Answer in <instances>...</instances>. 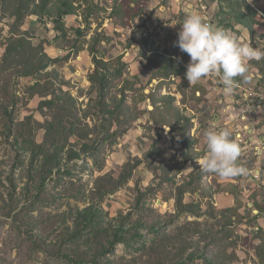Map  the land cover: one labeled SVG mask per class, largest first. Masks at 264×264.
I'll use <instances>...</instances> for the list:
<instances>
[{"label": "rangeland", "instance_id": "374dc122", "mask_svg": "<svg viewBox=\"0 0 264 264\" xmlns=\"http://www.w3.org/2000/svg\"><path fill=\"white\" fill-rule=\"evenodd\" d=\"M252 1L250 4L263 14L264 0ZM119 2L98 0L96 6L93 0H76L80 10L77 16L67 19L69 33L65 38L58 37L48 18L41 21L36 16L27 17L21 30L28 32L34 47L44 48L46 43H51L48 49L62 50L47 49L45 54L58 63L30 77L18 76L16 68L2 70V58L15 21L8 14L0 13V264H80L68 245L61 242L67 228H73L75 211L91 204L101 207L109 220L131 212L126 222L128 228L138 223L143 226H139L142 237L118 245L114 254L98 258L101 262L209 264L208 261L215 260L217 264H259L257 248L264 247V185L262 177L255 179L251 171L258 169L257 145H240L238 164L246 170L244 174L224 179L200 170L197 160L207 152L204 133L215 119L212 117H221L222 105H216L213 98L204 97L198 102L201 94L196 91L200 88V92H205V87L213 83L209 80L190 86L187 81L185 57H179L175 46L178 34H163V20L153 16L164 5V0H151L147 18H137L127 28H119L120 21L113 17ZM199 10L212 20L206 6H200ZM148 22L154 26L153 31L146 25ZM255 30L259 36L264 35L263 26ZM98 33L108 38L102 45L106 60L123 55L130 74L138 77L136 91L129 95L128 103L136 107L134 112L140 117L130 131L116 141L97 146L102 171L88 157L89 167L84 161L72 163L68 171L54 176L42 188L40 177L29 172L28 158L16 148L32 141L43 144L46 140L44 125L46 116L51 113L42 109L41 104L52 99L58 89L53 86L52 71L67 82L64 91L70 88L72 96L79 98L77 114L83 117L90 98L88 74L94 68L89 46ZM241 33L231 34L241 44L250 45V35L246 40ZM168 48H172V53ZM152 50L174 55L184 73L165 79L157 66L146 67L145 56ZM253 61L256 60L248 64L249 74L257 71ZM18 68L24 70L23 65ZM249 83L241 82V88H237L232 97L240 100L236 93L245 95ZM258 85L260 93L264 94V82ZM115 86L111 93L119 97L122 82L116 81ZM163 96L175 99L172 107L160 101ZM248 103L234 105L245 110L248 105L250 109L258 107L256 101ZM210 105L213 114L207 109ZM203 110L206 114H202ZM232 112V116L229 112L227 117L236 121L237 113ZM91 113L95 121L88 120V123L99 124L97 112L92 110ZM249 113H254L257 120V111L248 110L246 115ZM184 118L190 120L186 141L193 145L188 150L178 135L186 125ZM221 120L219 126L228 129L225 118ZM130 159H138L143 164L123 187L111 192L116 183L109 177L100 178L110 176L119 180ZM194 171L199 179L191 177ZM181 197L184 209L179 213L176 202ZM187 206L200 215L190 213ZM151 226H158L160 232H150ZM98 247L96 242L95 248ZM68 255L73 259L66 258Z\"/></svg>", "mask_w": 264, "mask_h": 264}, {"label": "trees", "instance_id": "16d2710c", "mask_svg": "<svg viewBox=\"0 0 264 264\" xmlns=\"http://www.w3.org/2000/svg\"><path fill=\"white\" fill-rule=\"evenodd\" d=\"M150 1L120 0L113 16L120 21L119 28H127L133 20L145 15ZM200 1L212 14L211 26L213 28L225 29L232 34L239 35L241 32L235 28L242 26L249 32L250 45L264 51V35L259 36L255 30V27L259 25L264 28V13H259L258 8L250 4V0ZM93 3L98 6V0H93ZM0 8V13L8 14L15 21L11 38L5 47L2 58V70L16 68L17 75L21 77L34 76L58 63V60H52L45 54L51 43H46L44 48L43 46L34 47L31 44L28 32L21 30L25 19L30 16H36L41 21L48 18L58 37L65 38L69 33L66 25L67 19L71 16H77L80 10L76 0H0ZM76 33L83 36L81 31ZM105 41L107 42L108 38L101 33L96 34L91 39L89 53L94 68L88 74V81L91 85L89 89L90 98L83 117L80 118L77 114L79 98L72 96L69 92L70 88L67 89V92L64 91L68 86L67 82L61 80L56 71H52V83L54 87L58 86V89L53 92L52 99L45 100L41 104L42 109L46 108L51 113L49 117L46 116L44 125L46 140L43 144L32 141L16 148L18 153L26 155L28 158L29 172L31 174L35 172L40 177L42 188L54 176L63 171H68L72 163L76 164L78 161H84V165L89 167L88 157L93 159V165L102 171L103 162H100L97 156L100 152L97 146L106 141H116L118 137L130 131L133 124L140 117V114L134 112L136 107H132L128 103L129 95L136 91L138 77L130 74L128 62L123 60V55L106 60L107 55L102 52L104 48L102 45ZM174 57L168 54L167 51L152 50L149 56H145L148 61L146 67L157 66L158 71L163 74L162 78L165 79L170 76L179 77L184 72L180 64L175 62ZM22 65L24 70L18 68ZM252 65L264 76V59L253 61ZM2 70L0 69V75ZM237 79L239 80V78ZM118 80L122 82L119 97L111 93V90L116 88L115 83ZM262 81L264 82V80ZM208 86L213 87L210 83ZM197 92H200V88ZM200 93L201 96L197 99L198 102L206 96V91L202 90ZM148 96L146 98L151 95ZM160 101L166 104L168 102L170 103L169 107H172L175 99L172 96H163ZM154 103L156 102L154 101ZM92 110L97 112L96 118L99 124L91 125L88 123V120L92 123L95 121V116L91 113ZM175 113L179 115V111L175 110ZM184 119L186 125L182 126L181 133L178 135L181 137L183 147L188 150L193 145L186 141L190 129V120ZM9 120L11 124H14L12 116H9ZM72 139L75 140V143L71 142ZM142 164L143 162L138 159H130L125 165V172L119 180L116 181L110 176L101 177L100 179L104 180L109 177L112 182L116 183L111 190L113 192L123 187L131 178L132 173ZM190 175L194 179H199L196 171ZM176 207L179 213L183 211L182 197L177 200ZM187 210L195 216L200 215L193 212L190 206H187ZM130 217L131 212L127 216H119L109 220V216L105 211L95 204L83 209L79 208L72 217L73 228H67L64 233V241L61 244L68 245L80 264H107L99 261L98 258H107L114 254L118 245L127 244L133 239L142 237L139 223L137 226L128 228L126 222ZM158 229V226H151L149 231L159 233L160 230ZM96 242L99 244L98 248H95ZM256 254L259 264H264L263 245L257 248ZM66 258L73 259L71 255ZM208 263L217 264L215 260H210Z\"/></svg>", "mask_w": 264, "mask_h": 264}, {"label": "clouds", "instance_id": "9594fccd", "mask_svg": "<svg viewBox=\"0 0 264 264\" xmlns=\"http://www.w3.org/2000/svg\"><path fill=\"white\" fill-rule=\"evenodd\" d=\"M175 46L190 57L185 74L190 86L214 76L223 85L225 96L234 94L241 81L250 82V61L264 59V51L241 44L228 30L211 27L195 13L186 16L181 23ZM204 136L207 152L197 160L201 171L224 179L246 172L238 164L241 147L232 139L229 129L213 126L206 130Z\"/></svg>", "mask_w": 264, "mask_h": 264}, {"label": "crops", "instance_id": "0c3cea01", "mask_svg": "<svg viewBox=\"0 0 264 264\" xmlns=\"http://www.w3.org/2000/svg\"><path fill=\"white\" fill-rule=\"evenodd\" d=\"M202 5L203 4H201L200 0H164V5H162L159 8V12L154 13L153 16L159 17L160 19L163 20L161 22L163 34L164 33L165 34L171 33V34L177 35L180 28H181V23L183 22V20L185 19L186 16L195 13V14L201 15L205 19V15L203 14V12H201L199 10L200 6H202ZM147 14H148V12H146L145 15L141 16V18L146 19ZM211 15L212 14L210 13V16ZM207 19H210V22H211V17L209 18V16H207ZM146 25L151 28V31H153L152 28L154 26L152 24H150L148 22V23H146ZM235 29L240 31V32L242 31V33H241L242 37L245 38L246 40L248 39L249 32L246 29H244L242 26H237ZM136 30H138V29H136ZM243 38L241 39L242 41H243ZM168 44L171 45L172 43L169 42ZM54 49H55L54 47H51V49H48V50H54ZM55 50H57V52L62 51L60 49H55ZM171 50H172V48H168V51H170V53H172ZM47 53H48V51H47ZM177 54L179 55L180 58L185 57L183 60V62H184L183 66L186 65V67H187V65L190 61V57L186 53L181 52L179 48L177 49ZM172 56H174V55H172ZM253 72H255V71H253ZM256 73H259V72L256 71ZM209 80H210V76H208L206 79H203L200 83H208L207 81H209ZM205 89H206L205 98H207V99L213 98V100L216 99L215 100V101H217L216 105H219V101L222 100L223 106H222L221 110L219 111V113L221 114V117H219V115H216L215 119L217 120V122H221L222 121L221 119L225 118V120H226L225 125H228V129L232 133V139L235 137V134L237 132H239L242 128L248 126L250 128V130L253 131V133L258 137L259 141L262 143L263 150H264V115H262L263 117H260L261 114H259L257 112L256 114H257L258 118H257V120H255V118L253 117L254 113H249L248 115H246L247 119L243 121L242 115H243V112H245V107L244 108H242V107L237 108L233 103L234 98L232 97V95L225 96L223 94V91H213L212 87H210V86L205 87ZM197 94L200 95L201 93L197 92ZM232 110L234 111V113L235 112L237 113V115H236L237 120L236 121L233 120L232 117H227L229 112L232 116V114H233V112L231 113ZM210 111H211V105H210ZM251 112H256V110L253 108L251 110ZM211 113H213V112L211 111ZM262 113H264V112H262ZM199 114H200V111H199ZM221 128H222V126H221ZM257 164H258V169L257 170L254 169L251 171L255 172L256 174H258V172L261 173L262 180H263L262 184L264 185V151L262 152V155L258 158Z\"/></svg>", "mask_w": 264, "mask_h": 264}, {"label": "built area", "instance_id": "2783aa9c", "mask_svg": "<svg viewBox=\"0 0 264 264\" xmlns=\"http://www.w3.org/2000/svg\"><path fill=\"white\" fill-rule=\"evenodd\" d=\"M204 20L211 26V23H209L207 21V15H205ZM250 76H251V80H250L251 83L247 84V94L246 95H239V92L236 93L237 97L240 100L236 99V97H235L233 103L240 105L241 102L242 103H248V102L252 103L253 101H256L258 104V107H254V109L259 114H261L260 117H263L262 115H264V113H262V112H264V94L262 92L260 93V88L258 85L260 83V81L263 80V75L257 74V73H251ZM210 81L213 83V87H212L213 91H223V85L220 83V81L217 77L210 76ZM222 103H223L222 100L219 101V105L223 106ZM250 108L251 107L248 105L247 110H245V112H243V115H242L243 121L247 119L246 114H247L248 110H252ZM207 109L210 110V106H207ZM202 114H206V110H203ZM212 118H216V115H215V117H212ZM213 126L217 129L221 128V126H219V123L217 122L216 119L212 120L210 123V127H213ZM234 139H235V142L238 143L239 145L250 146V147L257 145L255 147V150H257L258 158L262 155V152L264 151L262 143L259 141L258 137L253 133V131L250 130V128L248 126L242 128L239 132H237L235 134ZM252 174H253V177L257 180L260 179V176L262 177L260 172H258V174H256L255 172H252Z\"/></svg>", "mask_w": 264, "mask_h": 264}, {"label": "bare ground", "instance_id": "6f19581e", "mask_svg": "<svg viewBox=\"0 0 264 264\" xmlns=\"http://www.w3.org/2000/svg\"><path fill=\"white\" fill-rule=\"evenodd\" d=\"M207 21L209 22V23H211L210 22V19H207ZM239 89L241 88L240 86L238 87ZM247 94V91L245 92V95Z\"/></svg>", "mask_w": 264, "mask_h": 264}]
</instances>
